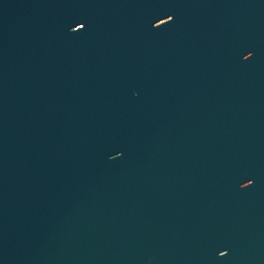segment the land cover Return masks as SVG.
I'll use <instances>...</instances> for the list:
<instances>
[{
	"label": "water",
	"instance_id": "obj_1",
	"mask_svg": "<svg viewBox=\"0 0 264 264\" xmlns=\"http://www.w3.org/2000/svg\"><path fill=\"white\" fill-rule=\"evenodd\" d=\"M0 264H264V0H0Z\"/></svg>",
	"mask_w": 264,
	"mask_h": 264
}]
</instances>
